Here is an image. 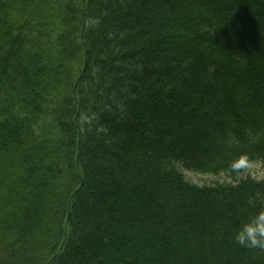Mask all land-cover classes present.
Here are the masks:
<instances>
[{
	"label": "trees",
	"instance_id": "trees-1",
	"mask_svg": "<svg viewBox=\"0 0 264 264\" xmlns=\"http://www.w3.org/2000/svg\"><path fill=\"white\" fill-rule=\"evenodd\" d=\"M255 160L264 0H0V264H264Z\"/></svg>",
	"mask_w": 264,
	"mask_h": 264
},
{
	"label": "clouds",
	"instance_id": "clouds-1",
	"mask_svg": "<svg viewBox=\"0 0 264 264\" xmlns=\"http://www.w3.org/2000/svg\"><path fill=\"white\" fill-rule=\"evenodd\" d=\"M89 23L95 25L98 23V18H89ZM227 143H233L230 138ZM243 158L247 161L246 153H242L233 161V166L236 167L239 160ZM232 239L236 244L254 248L264 249V207L260 208L254 215L249 216L241 223L233 232Z\"/></svg>",
	"mask_w": 264,
	"mask_h": 264
},
{
	"label": "rangeland",
	"instance_id": "rangeland-1",
	"mask_svg": "<svg viewBox=\"0 0 264 264\" xmlns=\"http://www.w3.org/2000/svg\"><path fill=\"white\" fill-rule=\"evenodd\" d=\"M180 170L183 172L184 176L195 183L204 184V183H213V182H220V181H233L232 176L228 175L227 173H207V172H200L195 170H188L179 166ZM242 173H248L256 178H261L264 176V166L258 160L252 161L247 163L243 166Z\"/></svg>",
	"mask_w": 264,
	"mask_h": 264
}]
</instances>
